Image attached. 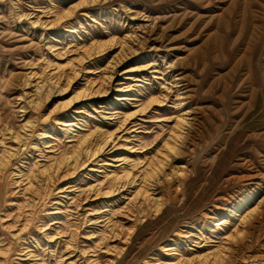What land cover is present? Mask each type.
Masks as SVG:
<instances>
[{"label":"rangeland","instance_id":"obj_1","mask_svg":"<svg viewBox=\"0 0 264 264\" xmlns=\"http://www.w3.org/2000/svg\"><path fill=\"white\" fill-rule=\"evenodd\" d=\"M0 264H264V0H0Z\"/></svg>","mask_w":264,"mask_h":264},{"label":"bare ground","instance_id":"obj_2","mask_svg":"<svg viewBox=\"0 0 264 264\" xmlns=\"http://www.w3.org/2000/svg\"><path fill=\"white\" fill-rule=\"evenodd\" d=\"M81 1V0H80ZM155 48V47H154ZM140 66V65H139ZM138 66V67H139ZM144 67V66H143ZM178 89V88H177ZM181 105V104H180ZM183 127V126H182ZM114 151V144H112L111 142H109V140L105 141L101 147L97 150L98 154L99 153H102L104 154L105 156H111V153H113ZM116 160H118V158H114ZM104 164H106L107 162H103ZM89 166V165H88ZM92 168V167H91ZM131 182V181H130ZM132 184V183H131ZM152 184V183H151ZM134 185V184H133ZM130 185L127 183V182H123L121 180H117L113 186V189H109L108 191H97L95 192V195L98 197V196H102V197H106L108 195H112L114 193H122V194H130ZM90 188V187H89ZM147 188V187H146ZM121 191V192H120ZM127 191V192H126ZM128 194V195H129ZM138 193L134 194L133 195V192H132V198H135ZM156 194V193H155ZM120 195V194H119ZM123 195V196H125ZM122 197V196H121ZM141 197V200L142 202L143 201H146L148 199V197L143 193L141 196H139V198ZM104 199V198H103ZM91 201V200H90ZM107 201V200H106ZM140 202V201H139ZM136 203V202H135ZM141 203V202H140ZM138 203V204H140ZM129 204V203H128ZM141 205V204H140ZM132 207V206H131ZM253 211V210H252ZM132 213V212H131ZM224 257V256H223ZM222 261V260H221ZM217 262V261H216Z\"/></svg>","mask_w":264,"mask_h":264}]
</instances>
